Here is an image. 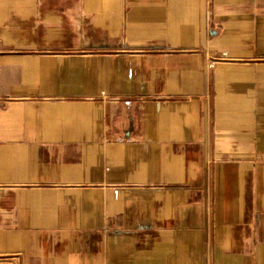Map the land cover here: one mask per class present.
<instances>
[{"label": "crops", "instance_id": "obj_1", "mask_svg": "<svg viewBox=\"0 0 264 264\" xmlns=\"http://www.w3.org/2000/svg\"><path fill=\"white\" fill-rule=\"evenodd\" d=\"M0 264H264V0H0Z\"/></svg>", "mask_w": 264, "mask_h": 264}, {"label": "built area", "instance_id": "obj_2", "mask_svg": "<svg viewBox=\"0 0 264 264\" xmlns=\"http://www.w3.org/2000/svg\"><path fill=\"white\" fill-rule=\"evenodd\" d=\"M212 64H213V62L210 63V65H212Z\"/></svg>", "mask_w": 264, "mask_h": 264}]
</instances>
